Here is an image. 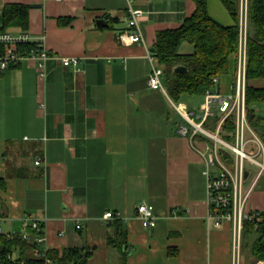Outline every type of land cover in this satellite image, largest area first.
Segmentation results:
<instances>
[{
  "label": "crops",
  "instance_id": "crops-1",
  "mask_svg": "<svg viewBox=\"0 0 264 264\" xmlns=\"http://www.w3.org/2000/svg\"><path fill=\"white\" fill-rule=\"evenodd\" d=\"M10 3L31 6L29 28L6 31L42 39L50 57L45 78L34 59L0 70V234H23L36 218L45 230L40 255L77 246L93 249L88 264H123V256L126 264H245L249 249L235 248L233 222L209 218L205 157L213 141L180 135L186 122L165 77V90L149 85L158 32L179 27L195 2L132 0L144 37L134 44L120 38L128 0H0V10ZM208 11L223 26L235 24L220 0H208ZM100 19L108 25L100 28ZM246 23L248 31L247 0ZM63 57L80 62L65 66ZM239 63L231 57L215 92L236 96ZM250 84L264 87V79ZM204 100L183 95L174 103L200 114ZM253 107L264 116V105ZM144 203L154 206L156 227L142 225ZM246 211H264V184L251 190ZM115 219L126 228L123 248L108 241Z\"/></svg>",
  "mask_w": 264,
  "mask_h": 264
},
{
  "label": "trees",
  "instance_id": "trees-1",
  "mask_svg": "<svg viewBox=\"0 0 264 264\" xmlns=\"http://www.w3.org/2000/svg\"><path fill=\"white\" fill-rule=\"evenodd\" d=\"M196 8L177 28L158 32L154 53L164 66L165 83L169 96L177 103L183 95H206L208 91L215 92L214 78H220L230 71L231 57L239 55L240 44V8L231 0H220L234 19L232 26H223L211 17L208 11V0H193ZM31 6L24 4H5L2 12V29L18 27L22 31L29 28V10ZM247 16L249 28L246 41V83H245V118L248 126L256 133L264 145V116L258 114L255 104L264 105V87H255L251 80L264 79V0H247ZM251 26V28H250ZM187 42L192 46L191 52H181V45ZM35 42L21 44L19 51L30 55L36 50ZM186 67L185 72H176L177 66ZM18 67V66H14ZM223 115L209 118L205 127L216 133ZM209 127V128H208ZM237 118L232 113L224 118L219 136L225 141L235 144ZM254 152V147L248 149ZM231 150L219 145V154L229 167L234 165ZM234 155V154H233ZM251 174L249 168L246 169ZM2 185L4 178H0ZM113 233L108 241L115 247L123 248L126 244V228L121 220L112 222ZM34 237L45 236L43 223L38 229L27 226ZM255 236L248 245L247 239ZM242 250L249 249V257L245 264H257L264 261V211L254 218L243 219L241 230ZM34 240L23 238L22 234L7 237L0 234V264H88L93 249L89 247L69 246L62 249H49L40 255ZM17 255H14L15 252ZM126 264V256H123Z\"/></svg>",
  "mask_w": 264,
  "mask_h": 264
},
{
  "label": "built area",
  "instance_id": "built-area-1",
  "mask_svg": "<svg viewBox=\"0 0 264 264\" xmlns=\"http://www.w3.org/2000/svg\"><path fill=\"white\" fill-rule=\"evenodd\" d=\"M129 1V23L128 30L120 35L123 42L134 44L142 43L144 41L142 29L139 24V17L142 15V10L134 9L131 6L132 0ZM244 3V0H243ZM240 22V44H239V70L236 79V96H222L218 92L208 91L205 95V100L200 106V114L194 111H184L181 105L172 102L173 107L183 117L185 124L178 128L180 135L191 138L197 134L204 135L210 138L213 143L207 146L206 152V171L207 177V191H208V205L209 218L215 220V225L220 226L223 219H228L233 222L234 227V246L239 251L241 244V230L243 219L254 218L259 215L260 211H246V204L249 193L258 183L261 175L264 174V145L260 138L248 126L245 118V83H246V41H247V23L246 14L244 16V8L242 7ZM35 42L37 44L36 50L32 51L30 55L22 54L18 46L21 44ZM49 52L43 44V40L34 41V38L27 32L11 33L2 29V12L0 10V70L19 66L26 59H34L36 61V68L41 78L46 76V62L49 59ZM153 63L152 72L149 76V85L153 89L165 90L164 85V66L157 64L155 55L149 56ZM78 58L63 57L62 63L65 66H77L79 64ZM156 63V64H155ZM217 85L218 78H214ZM218 112L223 115L219 123L216 133H212L205 127V122L215 117ZM235 113L237 118L236 141L235 144L229 143L219 136L221 124L227 116ZM198 117V121L195 118ZM245 127L250 131L251 137L245 138ZM224 145L234 154V165L229 167L219 154V145ZM252 145V146H251ZM254 147V152H249L248 149ZM259 167V171L255 176L249 189L245 191V184L249 178H245L246 166L245 161ZM37 161L36 164H39ZM252 174V170H251ZM249 175V177L251 176ZM139 219L144 227H156L158 220L155 213V208L152 204H141L137 208ZM177 211H173L176 214ZM114 214L108 212L105 218H113ZM30 226L34 229L39 228L42 223L36 218H30ZM81 225H77L80 228ZM23 238L27 240H34L38 246L45 240V236L35 235L26 230ZM12 233H8L7 237H12ZM41 254L39 248L36 251ZM48 264L50 263L47 260ZM259 264V263H258Z\"/></svg>",
  "mask_w": 264,
  "mask_h": 264
},
{
  "label": "rangeland",
  "instance_id": "rangeland-1",
  "mask_svg": "<svg viewBox=\"0 0 264 264\" xmlns=\"http://www.w3.org/2000/svg\"><path fill=\"white\" fill-rule=\"evenodd\" d=\"M244 16H245V14H246V0H244ZM241 12H242V10H241V7H240V15H241ZM238 57H239V55H238ZM264 113V112H263ZM196 121H198L197 119H195ZM209 128V127H208ZM190 136V135H189ZM251 137V134H250V131H249V129L247 128V127H245V138L246 139H249ZM210 140V139H209ZM252 146V145H251ZM249 151V150H248ZM231 155L232 156H234L233 155V153H231ZM245 166H246V168H249L250 170H252V174H251V176L249 177V179H248V182L245 184V191L244 192H246L248 189H249V186L251 185V183L253 182V180H254V178H255V176L257 175V173H258V171H259V167L258 166H256V165H254V164H252V163H250V161H245ZM263 184H264V174L263 175H261V177H260V179H259V181H258V183L256 184V186L253 188V189H258L261 185L263 186ZM252 190V189H251Z\"/></svg>",
  "mask_w": 264,
  "mask_h": 264
},
{
  "label": "water",
  "instance_id": "water-1",
  "mask_svg": "<svg viewBox=\"0 0 264 264\" xmlns=\"http://www.w3.org/2000/svg\"><path fill=\"white\" fill-rule=\"evenodd\" d=\"M97 23H98V26L100 28H103L104 26L108 25V21L106 19H100V20H98ZM175 71L176 72H185V71H187V69H186V67L179 65L175 68ZM248 177H249V172L246 171L245 178L247 179Z\"/></svg>",
  "mask_w": 264,
  "mask_h": 264
}]
</instances>
